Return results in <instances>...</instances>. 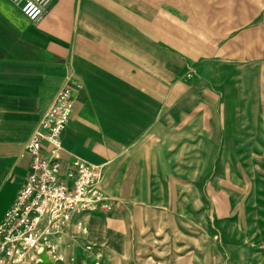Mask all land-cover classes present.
I'll use <instances>...</instances> for the list:
<instances>
[{"label":"crops","instance_id":"0c3cea01","mask_svg":"<svg viewBox=\"0 0 264 264\" xmlns=\"http://www.w3.org/2000/svg\"><path fill=\"white\" fill-rule=\"evenodd\" d=\"M23 2L0 0V220L30 170L24 142L67 79L74 105L60 134L64 161L112 157L114 168L145 126L180 128L186 109L201 105L215 118L210 91L201 87L232 65L254 64L264 108V0H40L34 19ZM187 62L202 78L200 91L186 95ZM217 134L208 130L206 140L217 141ZM160 149L130 156L151 168L168 153ZM135 185L128 189H141ZM109 209L91 212L99 216L89 221Z\"/></svg>","mask_w":264,"mask_h":264},{"label":"rangeland","instance_id":"374dc122","mask_svg":"<svg viewBox=\"0 0 264 264\" xmlns=\"http://www.w3.org/2000/svg\"><path fill=\"white\" fill-rule=\"evenodd\" d=\"M232 66L201 87L210 91L215 118L202 105L190 107L180 128L145 126L114 168L112 157L90 161L109 166L110 209L95 223L89 218L96 213L76 215L41 264H264L260 79L254 64ZM182 76L186 95L200 91L194 64L187 62ZM208 130L211 136L218 130L217 141L206 140ZM163 147L168 153L151 168L130 156ZM121 183L141 189L123 191Z\"/></svg>","mask_w":264,"mask_h":264},{"label":"built area","instance_id":"2783aa9c","mask_svg":"<svg viewBox=\"0 0 264 264\" xmlns=\"http://www.w3.org/2000/svg\"><path fill=\"white\" fill-rule=\"evenodd\" d=\"M21 9L34 19L41 12L40 0H24ZM73 88L70 79L60 85L24 142L30 170L0 220V264H41V255L52 254L54 238L75 215L110 208L104 165L60 156V134L74 105Z\"/></svg>","mask_w":264,"mask_h":264}]
</instances>
